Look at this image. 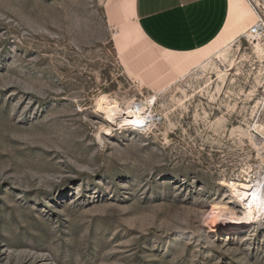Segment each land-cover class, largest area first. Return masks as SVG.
<instances>
[{"label": "rangeland", "instance_id": "1", "mask_svg": "<svg viewBox=\"0 0 264 264\" xmlns=\"http://www.w3.org/2000/svg\"><path fill=\"white\" fill-rule=\"evenodd\" d=\"M245 31L171 53L131 0H0V264H264V187L251 228L206 212L264 185V37ZM111 101L150 123L109 125Z\"/></svg>", "mask_w": 264, "mask_h": 264}, {"label": "crops", "instance_id": "2", "mask_svg": "<svg viewBox=\"0 0 264 264\" xmlns=\"http://www.w3.org/2000/svg\"><path fill=\"white\" fill-rule=\"evenodd\" d=\"M233 2L243 0H131L139 32L153 45L171 53L196 51L225 28ZM236 22H233L234 26Z\"/></svg>", "mask_w": 264, "mask_h": 264}, {"label": "bare ground", "instance_id": "3", "mask_svg": "<svg viewBox=\"0 0 264 264\" xmlns=\"http://www.w3.org/2000/svg\"><path fill=\"white\" fill-rule=\"evenodd\" d=\"M246 1L251 6V9L247 7L248 5L246 6L243 3L239 6L237 3L233 2L225 28L219 36L213 40V42L219 41L223 38L224 33L235 21H238L235 25L236 32L247 30V35L249 37H256L250 33V29L253 25L259 23V21H262L263 19L254 9L253 4L250 3L249 0ZM258 38L259 37H256V39H254L253 45L257 51H263V47H261ZM218 58L220 60L219 54ZM99 110L103 112L105 120L109 125L130 126L137 124L139 126L142 125V127L144 126L145 128V126L150 123V118L147 116L148 112L145 113L142 105L139 106L133 104L128 107V109H123L116 101H111L107 104L101 105ZM105 130L109 131V127H106ZM230 185L234 191L233 193L236 192L235 194L238 202L242 205V207L240 206L241 211L237 212L232 206L228 205L229 203L221 202L219 204H214L209 211H206L208 223L212 232L218 230L226 232L243 231L246 228H251L255 221V215L258 214L259 207L263 202L264 185H261V179L253 185L234 182Z\"/></svg>", "mask_w": 264, "mask_h": 264}, {"label": "built area", "instance_id": "4", "mask_svg": "<svg viewBox=\"0 0 264 264\" xmlns=\"http://www.w3.org/2000/svg\"><path fill=\"white\" fill-rule=\"evenodd\" d=\"M249 2L251 3L252 0H249ZM250 33L256 37H264V21H259V23L253 25L250 29Z\"/></svg>", "mask_w": 264, "mask_h": 264}]
</instances>
